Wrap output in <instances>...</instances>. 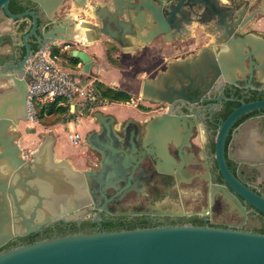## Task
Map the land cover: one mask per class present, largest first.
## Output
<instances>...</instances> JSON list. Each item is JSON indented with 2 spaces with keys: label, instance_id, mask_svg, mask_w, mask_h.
Masks as SVG:
<instances>
[{
  "label": "water",
  "instance_id": "95a60500",
  "mask_svg": "<svg viewBox=\"0 0 264 264\" xmlns=\"http://www.w3.org/2000/svg\"><path fill=\"white\" fill-rule=\"evenodd\" d=\"M32 1L45 13L43 21L49 22H56V12L65 2ZM71 1L80 11L90 9L98 23H87L80 18L82 12L74 11L75 24L67 19L58 28L45 31L40 36L35 34L39 48L43 49L58 40L82 44L86 38L79 34V29L89 24L88 27L97 30L96 39L106 37L125 52H131L150 45L160 36L165 42L171 41L174 33L180 29L186 31L185 26L192 25L191 15L199 14L194 9L202 7L201 0H175V4L169 7H162L155 0H105L97 5H92L88 0ZM10 2L0 0V12L12 20L31 16L35 31L39 19L36 13L14 14L9 10ZM208 9L209 14L218 17L226 26L223 40L230 41L228 49H224L220 55L225 81L231 79L232 83L237 84L253 80L256 84H264V55L257 38L252 34L236 37L238 31L227 27L225 10L218 7L216 0L209 1ZM8 27L5 24L2 30ZM10 39V35L1 34L0 49ZM239 45L242 47L239 48ZM245 48H249L250 52L244 53ZM71 55L81 61L75 67L82 66V73L69 75L74 80L81 79L80 84L86 85L88 78L94 75V61L84 49H74ZM5 63L6 59L0 52V66ZM202 71L204 68L199 62L173 61L159 78L144 79L140 99L154 101L158 100L156 96L162 95L163 100L170 101L165 97L171 91L169 78L175 75L188 77L192 72ZM0 77L9 81L6 87L10 86L0 93V246L15 234L31 232L54 216L79 211L88 202L104 208L110 189L116 190L117 196H123L132 189H140L143 183L152 179V174L147 175L141 167L136 171L140 164L139 153L144 145L138 119L129 117L121 135L115 127L116 116L100 109L93 111L92 116L101 129L91 130L85 136L90 149L102 155L100 169L75 170L65 160L54 161L51 138L36 152L35 161L24 163L20 158V147L9 141L6 130L11 122L16 126L20 121H29L28 84L35 79L24 66L14 68L9 65L0 68ZM261 108H264V101L244 105L228 118L220 135L218 164L235 189L264 213V198L252 190L237 186L223 155V139L232 121L248 110ZM149 121V134L171 132L169 116L160 115ZM157 151L164 153L161 146L157 147ZM122 182H126V185L121 186ZM27 194L34 200L30 218L25 216L22 209L29 197ZM14 207L22 217L20 222L14 221ZM49 210H52L51 214ZM43 212H46L45 217L39 221L38 215ZM0 264H264V234L193 225L76 234L0 253Z\"/></svg>",
  "mask_w": 264,
  "mask_h": 264
},
{
  "label": "flooded vegetation",
  "instance_id": "af4514ba",
  "mask_svg": "<svg viewBox=\"0 0 264 264\" xmlns=\"http://www.w3.org/2000/svg\"><path fill=\"white\" fill-rule=\"evenodd\" d=\"M18 1L22 7L14 14L35 12L39 18L38 26L34 31L31 16L12 20L0 12V35L11 36L10 41L6 40L0 49L1 56L6 59L0 68L9 65L14 68L24 66L27 69L29 60L39 48L35 34L40 36L45 31L58 28L67 19L72 24L76 22L71 0H65L58 9L56 22L43 21L46 15L36 2ZM155 1L162 7L175 4V0ZM209 1L201 0L202 7L194 9L199 14L191 15L193 23L185 26L186 31L180 29L173 34L171 41L167 42L171 56L151 78H159L173 61L199 62L204 71L192 72L188 77L175 75L169 78L171 91L165 97L170 101L158 95V100L140 99L136 104L139 113L144 116L138 119L144 145L139 153L140 164L136 171L141 167L147 175L152 174V179L143 183L140 189H132L123 196H117L116 190L110 189L104 208L88 202L79 211L54 216L31 232L15 234L0 246V253L68 235L162 226H208L264 234V213L235 189L218 164L220 135L226 121L242 106L264 101V84H256L253 80L237 84L232 83L231 79L225 81L220 67V55L224 49H228L230 41L223 40L225 25H222L218 17L209 14ZM216 2L218 7L225 10L227 27L238 31L236 37L254 35L264 55V0ZM5 24L9 27L2 30ZM194 26L200 29L199 42L193 39ZM144 49L137 48L136 51ZM249 52V48L244 49V53ZM8 83V80L0 77V93L10 87L5 86ZM160 115L170 117L171 132L149 134V120ZM116 119L115 127L123 135V126L128 117L123 121ZM28 123L20 121L15 126L11 122L6 130L9 141L20 147V158L24 163L35 161L36 152L51 138L54 161L65 160L75 170L101 168L102 155L90 149L85 141L88 132L101 129L97 121H93L89 131L82 134L83 140L78 146L83 148L84 169L74 167L67 158H57V139L53 134L45 135L30 157L27 154L30 151L29 145L22 143L35 132V128H30ZM223 141L225 163L237 186L252 190L264 198V108L248 110L234 119ZM67 146L73 145L68 141ZM158 146L163 148V154L157 151ZM125 185L126 182L121 183V186ZM27 196L22 209L25 216L30 218L34 200L31 195ZM14 211V221H22L16 207ZM48 213L51 214L52 210ZM45 214L40 213L38 220H43Z\"/></svg>",
  "mask_w": 264,
  "mask_h": 264
},
{
  "label": "crops",
  "instance_id": "0c3cea01",
  "mask_svg": "<svg viewBox=\"0 0 264 264\" xmlns=\"http://www.w3.org/2000/svg\"><path fill=\"white\" fill-rule=\"evenodd\" d=\"M105 0H95L93 5L103 3ZM75 12H82L80 15L81 19L89 21L93 24L98 23L90 19H85V11H80L74 7ZM86 27L79 29L80 35H85V41L81 44L80 48L84 49L93 59L94 65L92 67L93 76L88 78L87 85H92L94 80H99L105 84L106 81H111L109 86L118 87L126 90L133 95V101L140 100L142 84L144 79L151 78L153 74L162 68L163 63H166L168 58L171 56L170 46L167 42H164L163 38L160 37L155 42L148 46H144L143 51L137 52L133 49L131 52H125L120 46L111 41L110 39L103 37L101 40L96 39L97 30L92 29L89 24H84ZM193 39L196 42L201 40L200 29L197 26L193 27ZM139 38L137 41L139 42ZM142 47V48H144ZM108 51L114 60L111 62L108 56ZM123 65H121V64ZM69 66L72 69H69ZM69 73H82V66L75 67L72 63L68 65ZM81 80V79H80ZM80 80H77L80 82ZM129 103V102H128ZM123 105L125 102H112L110 106L112 111L122 109L121 115H127L130 111L127 110Z\"/></svg>",
  "mask_w": 264,
  "mask_h": 264
},
{
  "label": "built area",
  "instance_id": "2783aa9c",
  "mask_svg": "<svg viewBox=\"0 0 264 264\" xmlns=\"http://www.w3.org/2000/svg\"><path fill=\"white\" fill-rule=\"evenodd\" d=\"M78 41L58 40L49 43L45 48H38L29 60L26 72L35 79L28 84V115L29 121L38 119L40 107L58 103L67 106L66 115L72 117L83 114L87 110H95L102 99L92 86L81 85L69 75V55L74 49H81ZM59 50V51H55ZM61 52L67 54L63 59ZM73 121V120H72ZM71 122H69V127ZM74 145H80L83 137L75 130L68 134Z\"/></svg>",
  "mask_w": 264,
  "mask_h": 264
},
{
  "label": "rangeland",
  "instance_id": "374dc122",
  "mask_svg": "<svg viewBox=\"0 0 264 264\" xmlns=\"http://www.w3.org/2000/svg\"><path fill=\"white\" fill-rule=\"evenodd\" d=\"M94 1L95 0H90V3L93 5ZM68 5L69 4L67 3L66 6ZM84 16H85V19L97 21L94 15L92 14V12L90 11V9H86ZM55 51H59V50H55ZM60 55L63 59L67 56V54L64 52H61ZM114 62L117 63L116 60H114ZM69 69H72V67L69 66ZM106 83L110 85L112 84L111 81H106ZM91 86L93 89L94 82H92ZM94 92L96 93L95 90ZM96 94L99 95L98 93ZM99 97L102 99V102L96 105L97 108L95 110L100 109L104 111L105 113H113L118 118L119 121H123V119L127 117L128 118L135 117L136 119L144 118V116H142V114H140L138 109L136 108V104L139 103L138 100H136L137 103H135L133 100H131L129 103L125 102L126 105H123V106L124 107L126 106L125 108L129 110L130 112L127 115L122 116L121 115L122 109L112 111L110 109L111 108L110 106L112 105V101L102 98L100 95ZM95 110H89V111L87 110L83 114H76L72 117L67 116L65 112L64 114L49 116L42 120L37 119L36 121H32V122L28 121L30 128H35V132L31 133V135H28L26 139L24 140V142H22L25 145L27 144L29 145L30 151H28L27 149L28 151L27 154L31 157L32 152L36 149V147L38 146L40 141L44 138V136L47 134H53L57 139V148H56L57 158L69 159L71 163L73 164V166L78 169L86 168L84 164V159L82 158L83 148L78 147L80 145H74L73 143H71V141L69 140L68 134L71 131V129L78 131L81 135L83 133H87L89 129L93 126V121H95V119L92 116L93 111ZM69 122H71L70 127H69ZM68 141L73 145L72 147L67 146Z\"/></svg>",
  "mask_w": 264,
  "mask_h": 264
},
{
  "label": "trees",
  "instance_id": "16d2710c",
  "mask_svg": "<svg viewBox=\"0 0 264 264\" xmlns=\"http://www.w3.org/2000/svg\"><path fill=\"white\" fill-rule=\"evenodd\" d=\"M22 5L18 0H11L9 5V10L12 13L20 11ZM17 10V11H16ZM108 56L111 62H114L113 57L108 51ZM70 61L73 65H77L81 61L78 58L73 57L71 54L69 55ZM115 63V62H114ZM93 89L98 93L102 98H105L112 102H130L133 100V95L126 90L120 89L118 87H112L104 84L99 80H94ZM68 110L67 106L59 105L57 102L53 104H48L40 107L38 120H42L46 117L53 115H61L64 114Z\"/></svg>",
  "mask_w": 264,
  "mask_h": 264
},
{
  "label": "clouds",
  "instance_id": "9594fccd",
  "mask_svg": "<svg viewBox=\"0 0 264 264\" xmlns=\"http://www.w3.org/2000/svg\"><path fill=\"white\" fill-rule=\"evenodd\" d=\"M225 2H227V0H225Z\"/></svg>",
  "mask_w": 264,
  "mask_h": 264
}]
</instances>
